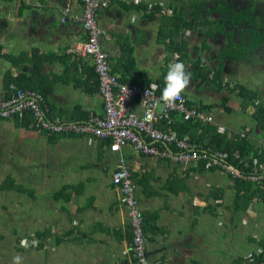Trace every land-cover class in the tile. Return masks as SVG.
Wrapping results in <instances>:
<instances>
[{
	"label": "crops",
	"instance_id": "1",
	"mask_svg": "<svg viewBox=\"0 0 264 264\" xmlns=\"http://www.w3.org/2000/svg\"><path fill=\"white\" fill-rule=\"evenodd\" d=\"M106 1L97 20L113 73L162 88L177 56L171 39L187 42L188 99L212 114L209 127L245 139L248 156L264 159V0H205L198 28L187 26L191 8L184 24L174 18L183 0ZM66 5L82 11L77 0L0 1V98L36 89L51 119L81 121L104 106L92 60L72 53L87 33L70 17L62 22ZM129 111L142 113L138 100ZM33 123L29 113L0 119V264H12L6 241L23 264H137L128 209L112 183L122 165L137 185L150 261L237 264L264 247V196L241 208L230 175L110 140L51 136ZM196 135L206 142L211 133Z\"/></svg>",
	"mask_w": 264,
	"mask_h": 264
},
{
	"label": "built area",
	"instance_id": "2",
	"mask_svg": "<svg viewBox=\"0 0 264 264\" xmlns=\"http://www.w3.org/2000/svg\"><path fill=\"white\" fill-rule=\"evenodd\" d=\"M3 1V0H0ZM82 7L80 14L71 13L69 5L64 7L62 22L67 17L74 23H81L87 38L76 44L72 53L82 58H90L98 77L99 94L103 100L104 112L101 116H91L81 121H58L48 116V103L45 95L32 89H18L10 97L0 98V119H8L29 113L34 126L48 135L90 136L95 139L110 140L113 147L122 148L130 145L144 155H154L170 158L180 164H205L230 175L233 179H242L255 184L264 183V165L253 159L252 170L247 171L250 163L246 161L245 168L233 165L227 161V155L222 151L205 149L191 142L188 137L180 138L176 132L163 130L160 121L169 119L172 115H180L186 120L214 124L211 113L192 104L186 93L172 107H167L159 101L161 94L157 89L151 95H146L150 87L135 83H122L119 76L112 72L109 53L102 47L101 37L104 32L98 24V11L107 8L106 0H77ZM177 57V56H176ZM138 100L141 114L129 111V105ZM241 136H245L242 132ZM264 151V144L262 147ZM239 165L243 161L237 155ZM112 183L121 191L124 204L128 209L129 222L132 230V250L137 264H162L160 261H150L146 244V234L143 228L144 217L140 210L137 196V185L130 170L122 165L112 175ZM257 200L256 198L254 201ZM258 253H264V247L259 246Z\"/></svg>",
	"mask_w": 264,
	"mask_h": 264
},
{
	"label": "trees",
	"instance_id": "3",
	"mask_svg": "<svg viewBox=\"0 0 264 264\" xmlns=\"http://www.w3.org/2000/svg\"><path fill=\"white\" fill-rule=\"evenodd\" d=\"M190 5V6H187ZM203 7H205V0H188L187 2L183 0V5L179 11L176 9L173 10L174 18H178V23H185L183 22L184 19L180 16L186 15L187 11L191 8L192 15L195 16L194 20L189 21L187 26L192 27V22L194 21L193 27L198 28L196 26L197 19L201 16V12L203 10ZM156 9L161 11V7L156 6ZM217 11V9H214ZM154 12V11H153ZM166 15H163L165 17ZM1 28V25H0ZM171 52L172 54H176L178 56V62H183L185 58L188 56V49H187V42L183 40H173L171 39ZM198 70H200V67H197ZM113 72V71H112ZM97 78V89L99 91V82L98 77ZM119 81L122 83H133V82H126L123 79L119 78ZM137 84V83H136ZM143 86V85H142ZM163 88V87H162ZM162 88L158 87L157 92L161 94ZM18 89H26V88H18ZM17 89V90H18ZM28 89V88H27ZM32 89V88H29ZM36 90V89H32ZM38 91V90H36ZM40 92V91H38ZM42 93V92H40ZM43 94V93H42ZM44 95V94H43ZM202 109L206 110L204 107H201ZM49 112V111H48ZM49 116V115H48ZM180 116V115H179ZM181 117V121L175 120L173 115L167 120L164 119L160 121L158 124L161 126V124L165 125L164 128H161L163 130H172L177 131L180 138H183L185 136H188V139L191 142H194L196 144L201 145L205 149H211L215 151H222L227 155V161L233 165L240 166V167H246V161L250 163V167L247 169V171L252 170L253 166V159L249 157V153L252 151V147L248 144V142L245 139L236 138V137H227L225 134L218 133L214 128L209 127V124H205L202 122H194L192 120H185L183 116ZM89 118V117H88ZM87 118V119H88ZM86 120V119H85ZM167 122L170 123L167 125ZM169 126V127H168ZM193 129V130H191ZM201 129L204 133H211L210 137L207 139V141H204V137H198L197 131ZM191 131V132H190ZM239 155L240 159L243 161L242 165H239V160L236 159V156ZM258 158V157H257ZM259 162L263 163L264 165V159H261V157L258 158ZM202 165L205 166L203 163ZM236 186L238 188L237 190V200L241 201L242 207L241 208H247L253 201L255 197H260V199H263L262 196H264V183L259 185L252 183L250 181L242 180V179H234ZM44 234L40 233L38 236H43ZM250 264H264V253L260 255L253 254L252 257L249 258Z\"/></svg>",
	"mask_w": 264,
	"mask_h": 264
},
{
	"label": "clouds",
	"instance_id": "4",
	"mask_svg": "<svg viewBox=\"0 0 264 264\" xmlns=\"http://www.w3.org/2000/svg\"><path fill=\"white\" fill-rule=\"evenodd\" d=\"M177 61L178 57L168 64L167 72L164 76V86L159 97V101L167 107H172L177 101L182 100L183 94L192 84L191 72L183 62ZM158 87L159 85L157 84H150V91L146 95H151L152 91ZM12 264H23V257L16 254L12 258Z\"/></svg>",
	"mask_w": 264,
	"mask_h": 264
},
{
	"label": "rangeland",
	"instance_id": "5",
	"mask_svg": "<svg viewBox=\"0 0 264 264\" xmlns=\"http://www.w3.org/2000/svg\"><path fill=\"white\" fill-rule=\"evenodd\" d=\"M7 237H9V236L7 235ZM31 245H32L31 242L25 244L26 247H30ZM3 246H4V253H5L6 257L13 258V256H15L16 254H19V253L15 252V243H14V247H13V241H6V242H4ZM250 257H249V255H246L245 257L243 256L242 258L237 259L236 263L237 264H250V261H249Z\"/></svg>",
	"mask_w": 264,
	"mask_h": 264
}]
</instances>
